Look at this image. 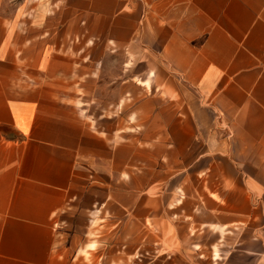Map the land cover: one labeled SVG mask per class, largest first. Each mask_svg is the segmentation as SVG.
Listing matches in <instances>:
<instances>
[{
  "label": "crops",
  "instance_id": "1",
  "mask_svg": "<svg viewBox=\"0 0 264 264\" xmlns=\"http://www.w3.org/2000/svg\"><path fill=\"white\" fill-rule=\"evenodd\" d=\"M12 22L0 264H75L53 244L66 208L124 255L148 241L150 264H264V0H60Z\"/></svg>",
  "mask_w": 264,
  "mask_h": 264
},
{
  "label": "rangeland",
  "instance_id": "2",
  "mask_svg": "<svg viewBox=\"0 0 264 264\" xmlns=\"http://www.w3.org/2000/svg\"><path fill=\"white\" fill-rule=\"evenodd\" d=\"M59 7L60 0H0L1 16L7 23L13 20L12 23L18 29L24 24L36 23L37 18L43 19L52 15ZM111 67L110 72L113 71ZM86 227V218L80 208H66L53 222L54 247L68 261L75 264H150L148 241L139 242L138 248L132 246V255H124L117 252L121 249L118 241L110 240L103 243L101 240L91 238V233L93 235L96 233L87 231ZM87 242L94 244L92 247L94 250L88 251L90 254L85 251L89 244H86ZM101 247L105 249L104 254L101 253L103 251Z\"/></svg>",
  "mask_w": 264,
  "mask_h": 264
},
{
  "label": "bare ground",
  "instance_id": "3",
  "mask_svg": "<svg viewBox=\"0 0 264 264\" xmlns=\"http://www.w3.org/2000/svg\"><path fill=\"white\" fill-rule=\"evenodd\" d=\"M94 245L93 244H91V245H89L88 247H90V248H92Z\"/></svg>",
  "mask_w": 264,
  "mask_h": 264
}]
</instances>
